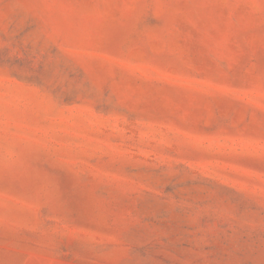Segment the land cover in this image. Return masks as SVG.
Returning a JSON list of instances; mask_svg holds the SVG:
<instances>
[{"label":"rangeland","instance_id":"rangeland-1","mask_svg":"<svg viewBox=\"0 0 264 264\" xmlns=\"http://www.w3.org/2000/svg\"><path fill=\"white\" fill-rule=\"evenodd\" d=\"M0 264H264V0H0Z\"/></svg>","mask_w":264,"mask_h":264}]
</instances>
